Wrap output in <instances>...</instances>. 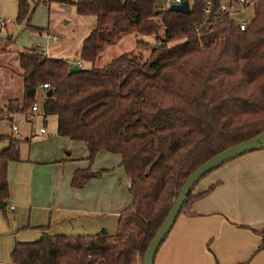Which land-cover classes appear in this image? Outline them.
<instances>
[{"label": "trees", "instance_id": "1", "mask_svg": "<svg viewBox=\"0 0 264 264\" xmlns=\"http://www.w3.org/2000/svg\"><path fill=\"white\" fill-rule=\"evenodd\" d=\"M28 1L17 0L16 24L29 22ZM204 1L193 0L189 13L181 14L157 10L155 0H47L95 18L96 28L77 53L83 71L69 74L67 61L36 50L20 52L23 99L5 106L22 115L40 103L44 116L56 118V136L84 144L89 164L101 152L119 155L132 201L113 235H43L16 243L12 264H143L188 177L226 149L264 134V0L254 4L243 31L227 18L197 34ZM127 35L145 50L151 43L144 38L156 44L146 58L126 52L100 65L104 47ZM41 84L48 89L41 91ZM4 141L1 211L8 198V164L19 161V142L0 136ZM104 172L76 170L71 188L80 189ZM212 188L199 195L193 189L179 215Z\"/></svg>", "mask_w": 264, "mask_h": 264}, {"label": "crops", "instance_id": "2", "mask_svg": "<svg viewBox=\"0 0 264 264\" xmlns=\"http://www.w3.org/2000/svg\"><path fill=\"white\" fill-rule=\"evenodd\" d=\"M36 1L29 5V22L16 24L17 0H0V13L14 19L5 29L6 43L0 45V109L9 101L22 102L20 52L38 49L48 59L69 63L75 59L76 64L81 42L97 26L92 17L76 14L74 19L71 5ZM51 5L70 8L61 15L69 17L75 26L66 22L64 27H53L56 19ZM84 19L90 21L84 23ZM19 32L30 33L31 46L17 47ZM37 107L31 119L19 116L15 124L29 125L39 118L44 133L40 129L34 135L18 128L13 135L9 123L0 122V136L20 141L19 161L7 167L8 198L5 210H0V264H12L10 255L16 243L36 242L43 235L93 236L99 231L113 235L121 211L132 201L119 155L101 152L95 163L89 164L84 144L56 136V118L44 116L39 104ZM49 118L55 128L48 134L45 125ZM4 142L0 151L8 146ZM87 168L107 172L80 189L71 188L74 172ZM211 187L207 195L177 217L153 264H264V249L259 250L264 237V149L219 167L199 182L193 195Z\"/></svg>", "mask_w": 264, "mask_h": 264}, {"label": "water", "instance_id": "3", "mask_svg": "<svg viewBox=\"0 0 264 264\" xmlns=\"http://www.w3.org/2000/svg\"><path fill=\"white\" fill-rule=\"evenodd\" d=\"M169 11L181 14H188L190 11V6L187 0H184L180 5H172L168 8ZM83 69L77 67V65H72L69 68V74H75L82 72ZM264 149V134H261L253 139L239 143L233 147L226 149L220 154L214 156L201 166H199L185 181L181 187L178 196L168 214L165 221L162 223L161 227L158 229L157 233L149 243V246L145 252L143 258V264H153L154 257L157 250L169 234L171 228L173 227L177 217L188 195L194 189L195 185L199 183L210 172L218 169L222 165L241 157L247 153Z\"/></svg>", "mask_w": 264, "mask_h": 264}, {"label": "built area", "instance_id": "4", "mask_svg": "<svg viewBox=\"0 0 264 264\" xmlns=\"http://www.w3.org/2000/svg\"><path fill=\"white\" fill-rule=\"evenodd\" d=\"M183 1L184 0H164L165 7L162 10H166L172 5H180ZM187 1L189 6H191L193 0ZM257 1L259 0H220V2L216 4L215 0H206L204 1L202 7V19L199 26L196 27L195 32L199 34L201 27H215L219 25L223 19L227 18L232 20L235 25H237L239 29L243 31L252 19H249L246 14L248 10H252L253 12V6ZM11 23L12 21L9 18L5 17L3 14H0V42L4 38L6 27ZM53 40H56V38L53 37ZM36 51L41 52L37 49ZM75 65H77L79 68L82 67V63L80 62H77ZM48 87V84H41L39 89L44 91L48 89ZM37 109V104H34L30 109V113L28 111L26 115L22 116L26 119H31L32 113H35ZM16 116L19 115L8 111L6 106L0 109V122L9 123L10 130L13 135H16L18 132V127L15 124ZM40 132L44 133V130L41 129Z\"/></svg>", "mask_w": 264, "mask_h": 264}, {"label": "rangeland", "instance_id": "5", "mask_svg": "<svg viewBox=\"0 0 264 264\" xmlns=\"http://www.w3.org/2000/svg\"><path fill=\"white\" fill-rule=\"evenodd\" d=\"M10 2L12 1V0H9ZM28 3H29V5L32 3L31 2V0H29L28 1ZM38 3H45V1L44 0H37L36 1V4H38ZM164 7H165V2H164V0H155V8L157 9V10H162V9H164ZM66 7H64V8H62V9H60V8H58V6L57 5H51V11L52 12H54L55 13V23L53 24L54 26L53 27H57V28H59V27H64L65 26V24H66V22H70V25H68L69 27H73V25L75 26V23L74 22H72L71 21V19L69 18V17H65V16H63V15H61V13L63 12V11H67V12H69V9H65ZM0 14H2V13H0ZM71 14H72V17L75 19L76 17H78V16H76V13L74 12V10L73 9H71ZM252 14H253V12H252V10H248V12H247V17L249 18V19H251L252 18ZM11 21H13V23H14V19H12V18H10V17H8ZM37 18H38V13H37V16L35 17V20H37ZM78 19V18H77ZM79 19H81V18H79ZM88 19H84L83 21H84V23H88V21H90V20H88ZM150 20V19H149ZM12 23V24H13ZM16 23V22H15ZM109 23H110V21H109ZM12 27H13V25H12ZM57 28H54V30L55 29H57ZM22 32H19L18 33V36L16 37V45H17V47H22V46H24V45H29V46H31V44L33 43L31 40H30V33L29 32H24V33H22ZM73 36V35H72ZM8 37V36H7ZM72 37L70 36L68 39H71ZM6 33H4V38L2 39V41L0 42V45H4L5 43H6ZM144 40L145 41H149L151 44H149V45H146L147 46V50H145L144 48H140V46L138 47V46H136V42H135V38H134V36L133 35H127V36H120L119 38H117L114 42H112L111 43V45H108V46H106V47H104V49L101 51V60H100V62H99V64L101 65V64H105L106 62H108L111 58H113V57H115L116 55L118 56V55H120V54H122V53H126V52H134V53H137V52H141L142 54H143V57L144 58H146L147 56H148V54H149V51H150V49L156 44L155 43V41H154V39H152V38H149V37H147V38H144ZM45 43V42H44ZM146 46H144L145 48H146ZM36 50V49H35ZM38 50V49H37ZM74 60L75 59H73V60H71L70 61V63L71 64H74ZM84 67L85 68H87V67H89L87 64H84ZM39 106H40V103H39ZM28 113V111H26L25 113H23L22 115H26ZM22 115H19V116H22ZM19 116H16V118H18ZM17 125H18V128H20V130H23L24 128H25V132L27 131V130H29V131H31V133L32 134H37L38 133V131L42 128V121L39 119V118H34V120L33 121H31V123L29 124V125H26V124H18L17 123ZM45 127H46V131H47V133L49 134L52 130H54V122H53V119H51V118H49V119H47V123H46V125H45ZM22 134L20 133V135L19 136H21ZM18 141V140H17ZM19 143H20V141H18ZM6 145V142H4V143H1L0 144V147H4ZM25 147L23 146V147H21V151H22V153H23V155H24V152H25ZM95 160L96 159H94V161H93V163H95ZM92 170V169H91ZM199 184V183H198Z\"/></svg>", "mask_w": 264, "mask_h": 264}]
</instances>
